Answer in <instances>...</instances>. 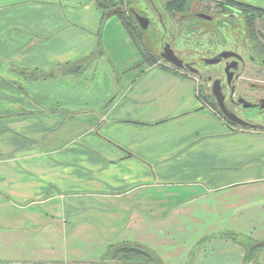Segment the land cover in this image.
<instances>
[{"label":"crops","instance_id":"0c3cea01","mask_svg":"<svg viewBox=\"0 0 264 264\" xmlns=\"http://www.w3.org/2000/svg\"><path fill=\"white\" fill-rule=\"evenodd\" d=\"M114 17L0 0V264L97 263L122 244L244 264L237 237L264 241V132L218 116L195 76L143 63L129 35L111 57Z\"/></svg>","mask_w":264,"mask_h":264},{"label":"flooded vegetation","instance_id":"af4514ba","mask_svg":"<svg viewBox=\"0 0 264 264\" xmlns=\"http://www.w3.org/2000/svg\"><path fill=\"white\" fill-rule=\"evenodd\" d=\"M148 1L150 2L153 18L162 27V35L168 38L165 40V38L162 37L163 41H161L160 44V54L157 55L158 58L164 61L167 66L195 76L199 83H201L203 87H206V95L203 101L205 100L204 103L207 106L215 104L218 107V102L213 95L212 87L216 80H220L222 92L225 95V103L229 110L242 119L243 117L237 114L236 110L241 109L248 113L256 112V115L244 120L254 126V128L250 130L264 132V86L259 87L256 84H251L252 87L250 90L252 93L256 91L259 94L255 93L250 96L251 101L245 99L252 104V107L248 109H244L243 105L238 103L239 99H244V97L236 95L238 91L236 82L240 80L248 68H251V71L254 68V65L258 67L257 71L261 70L262 74L257 72L256 75H263L262 77L264 79V51L262 55H259L258 52L255 53V51L250 50L248 44H244L243 49L245 48L247 50V57H245L239 54L236 48L238 46V31L242 27L239 26L238 21H242L246 16L243 20L245 24L246 21L251 18V14L239 9L234 3L229 2L230 0H218L219 2L214 4L212 8H208L205 4L203 5L200 2L190 3L187 5L188 8L184 9V12H176L175 10L170 9L168 7L169 3H166L163 9L153 0ZM203 15L211 17V19H208L205 16L203 17ZM187 22H191V24H187ZM181 24H186V28H184L186 33L192 34L197 38L201 37L203 40L201 42L196 41L197 43H195L192 39V35L190 37L185 36V39H180L174 35L172 36V34H174L173 27ZM211 38H214L215 41L211 40ZM165 45H169L175 55L184 61V65H191V68L197 70V73L193 74L189 70H180L165 61L161 57ZM204 46H207L208 48L212 47L213 50L207 51V49L205 52L199 49V47L202 48ZM202 52L208 55L212 53V56L201 57L199 56V53ZM223 53L239 54L243 58V62L239 61L236 67L234 62H237V59L230 57L229 59H223L220 63L215 65H202L204 59L220 57ZM215 67H219V69H216ZM232 74L234 75L230 84L229 78ZM206 100H208L207 103Z\"/></svg>","mask_w":264,"mask_h":264},{"label":"rangeland","instance_id":"374dc122","mask_svg":"<svg viewBox=\"0 0 264 264\" xmlns=\"http://www.w3.org/2000/svg\"><path fill=\"white\" fill-rule=\"evenodd\" d=\"M114 1L116 3H119L120 0H114ZM153 1L155 3H157V5H159L160 8L164 9L165 4L171 2L172 0H153ZM188 1L190 3L200 2L203 5L205 4L206 7H208V8H212L214 4L219 2L218 0H188ZM237 1H242V2H247V3L249 2L250 5H251V3H253L255 6H257V4H260V7H264V0H237ZM257 1H259V3H257ZM124 8H125V12L128 16H130L129 9L134 8L139 14L150 18V20L152 21V24L150 25V27L146 31L142 32L140 26H138V29H137L138 36H141L139 38V40L141 42V44H140L141 49L143 51V59L141 57V61L143 60V63L147 64V62L150 63V62L154 61V59L152 58V57H154L155 60L157 59L160 63L165 64V62L162 61L160 58H158L157 55L160 54L161 41H163V38H165V40H167L168 38L165 37L164 35H162L163 34L162 33V27L153 18L151 8H150V2L148 0H125ZM243 20H244V18L242 19V21H238L239 26H242V27L238 31V39H237L238 46L236 48H237V51L239 54L247 57L246 56L247 50L245 48L243 49L244 44L245 45L248 44L249 49L255 51V53L258 50L257 48H255V45L261 44V45H263V49H264V19H261V18L260 19H252V20L247 19L248 21H246V23L248 25L246 23L244 24ZM187 24H191V22H187ZM173 28H174V34H172V36L174 35L180 39H185L186 38L185 36L190 37L192 35V34H188L185 32L184 28H186V24H181L179 26L177 25V26H174ZM104 29H105V34H104L105 35V46L104 45L103 46H104L105 52L110 53L111 57H114V59L117 61L120 57L124 56L123 58H125L127 56L128 52L132 49V43L130 42V40L128 38V33H127L122 21L120 20V18L118 16H115L114 18H112V21L110 20L108 23L105 24ZM252 35L254 38L258 39L257 42L253 41ZM192 39L194 40L195 43H197L196 41L201 42L203 40L201 37L197 38L194 35H192ZM211 40L215 41L214 38H211ZM199 49L203 50V51H205L207 49H208L207 51L213 50L212 47L208 48L207 46H204L202 48L199 47ZM199 56L210 57V56H212V53L210 55H208V54L202 52V53H199ZM215 68L219 69V67H215ZM257 68L258 67H256L255 65L251 71H250L251 68H248L246 73L240 78V80H238L236 82V86L238 89L236 95H241L242 97H244V99L251 101L250 96L254 95L255 93H258L256 91L254 93H252V91L250 90L252 87L251 84H256L259 87L264 86V79L262 77L263 75H261V76L256 75L257 72L259 74H262V71L261 70L257 71ZM205 89H206V87H203L202 84L200 83L199 94H200L201 100L204 99V97L206 95ZM211 109L218 116L223 118L222 114L220 113V110L216 111L213 108H211ZM236 113L239 114L241 117H243V119H245V120L248 117L251 118L254 115H256V112L248 113V112L241 110V109L236 110ZM235 127L241 128L239 126H235ZM173 234L174 235L172 237L176 241H178L179 238H182L181 237L182 235L180 233H179V235L176 232H174ZM237 239L249 247L252 246L253 243L258 244L259 242L263 241V240L254 241V242L252 241L253 242L252 243V242H250V240H251L250 238L247 241L244 240L243 238H239V237H237ZM119 261L120 260H117L116 258H114V256L111 255V256H108L107 258H105V256H104L103 259L99 260L97 263H82V264H123ZM68 264H71V263H68ZM191 264H193V263L191 262ZM244 264H264V247L260 248V249H258V251H256V256L252 259L251 262H247Z\"/></svg>","mask_w":264,"mask_h":264},{"label":"trees","instance_id":"16d2710c","mask_svg":"<svg viewBox=\"0 0 264 264\" xmlns=\"http://www.w3.org/2000/svg\"><path fill=\"white\" fill-rule=\"evenodd\" d=\"M96 2L98 5L99 9L104 13V17H107L108 12H114V16H118L120 20L122 21L128 35L130 36L132 42L137 46V48L141 51L143 54V51L141 49V42L139 38L141 36H138L137 29H138V23L134 17V14L132 13V10H135L134 8L129 9L130 16H128L125 12L124 8V2L125 0H120L119 3H116L114 0H93ZM229 2L234 3L239 9L244 10L245 12H249L251 14L252 19H264V9L258 8L252 5H249L244 2L236 1V0H230ZM190 2L188 0H172L169 2V8L172 10H175L176 12H184V9L188 8L187 5H189ZM136 11V10H135ZM137 12V11H136ZM138 13V12H137ZM246 17V16H245ZM244 17V18H245ZM142 30V29H141ZM142 32H144L142 30ZM253 37V35H252ZM257 38L253 37V41L257 42ZM255 48H257V52L259 55H262L264 49L263 45H255ZM154 61L152 62H147L149 65L157 64L159 61L154 57H152ZM86 62V61H85ZM85 62H81L78 64L70 65V66H65L63 68L64 74H69V73H74V74H80L83 69L85 68ZM62 72V73H63ZM201 98V97H200ZM205 99V97H204ZM203 100V99H202ZM208 100H206L207 103ZM211 108L214 110L218 111L220 110L219 107H217L215 104L210 105ZM221 113V111H220ZM222 114V113H221ZM223 116V114H222ZM223 118L227 121V119L223 116ZM228 122V121H227ZM230 123V122H228ZM234 127L237 125H234L230 123ZM240 127V126H239ZM240 129H247L250 130L249 128H240ZM250 242H252L250 240ZM254 242V241H253ZM252 242V243H253ZM256 245V243H253L252 246H247L246 248V259L245 263L251 262L252 259L256 256V251L258 249H253V247ZM114 256L117 260H120L119 262L123 264H164L163 261L156 256V254L151 251L150 249L136 245V244H122L119 246H116L114 248H111L105 258L108 256Z\"/></svg>","mask_w":264,"mask_h":264},{"label":"water","instance_id":"95a60500","mask_svg":"<svg viewBox=\"0 0 264 264\" xmlns=\"http://www.w3.org/2000/svg\"><path fill=\"white\" fill-rule=\"evenodd\" d=\"M132 13L134 14V17L138 23V25L140 26V28L143 31H146L150 25H151V20L148 17H145L139 13H137L135 10H132ZM114 15V12H108L107 13V17H111ZM205 15H203L204 17ZM208 19H211V17L205 16ZM161 57L167 61L169 64L173 65L174 67L180 69V70H189L191 73H197V70L191 68V65L187 64L184 65V61L181 60L180 58H178L175 53L173 52V50L170 48L169 45H165L164 51L161 55ZM230 57H233L235 59H237V62H234V65L237 67L238 62H243V58L236 53H223L220 57H214V58H208V59H204L203 64L202 65H215L220 63L223 59H229ZM264 63V60H263ZM238 69V68H237ZM235 69V70H237ZM233 75H231V77L229 78V83L231 84L232 82V78ZM212 91H213V95L216 97L217 102H218V107L221 111V113L223 114V116L227 119L228 122L240 126L242 128H249L252 129L254 128V126L252 124H250L249 122L245 121L244 119L238 117L235 113H233L232 111L229 110V108L227 107L226 103H225V95L222 92V88H221V81L220 80H216L213 84L212 87ZM234 91V88H233ZM239 104L243 105L244 109H248L250 107H252V104H250L249 102H247L245 99L241 98L239 99ZM264 247V241L259 242L258 244H256L253 249H260Z\"/></svg>","mask_w":264,"mask_h":264}]
</instances>
